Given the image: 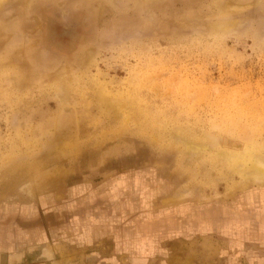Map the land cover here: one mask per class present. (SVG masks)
<instances>
[{
	"label": "rangeland",
	"instance_id": "rangeland-1",
	"mask_svg": "<svg viewBox=\"0 0 264 264\" xmlns=\"http://www.w3.org/2000/svg\"><path fill=\"white\" fill-rule=\"evenodd\" d=\"M262 161L264 0H0V264H264Z\"/></svg>",
	"mask_w": 264,
	"mask_h": 264
},
{
	"label": "crops",
	"instance_id": "crops-1",
	"mask_svg": "<svg viewBox=\"0 0 264 264\" xmlns=\"http://www.w3.org/2000/svg\"><path fill=\"white\" fill-rule=\"evenodd\" d=\"M24 218L28 221L25 224L27 226H25L24 229L22 227V232L19 231V229L16 231L8 227L0 228V253L1 252L2 253L3 252H14L17 250L22 251L21 249L26 247V245H30L34 243L33 242L34 240H39L41 242V241H44V239H46L47 237V233L45 230L46 227L41 226V222L40 224H38V222H35L36 220H34L35 218L34 214H28L26 216L24 215ZM26 232H28L29 234H27ZM25 236H27V238ZM3 256L4 254H0V261L3 258ZM9 257L11 258L16 257L17 259H20L21 255L18 254L14 256V254H10Z\"/></svg>",
	"mask_w": 264,
	"mask_h": 264
},
{
	"label": "bare ground",
	"instance_id": "bare-ground-1",
	"mask_svg": "<svg viewBox=\"0 0 264 264\" xmlns=\"http://www.w3.org/2000/svg\"><path fill=\"white\" fill-rule=\"evenodd\" d=\"M253 170H254L253 172H254L255 180L260 184L264 183V161L259 163L256 162L254 164Z\"/></svg>",
	"mask_w": 264,
	"mask_h": 264
}]
</instances>
